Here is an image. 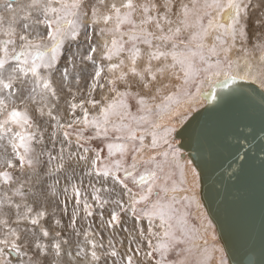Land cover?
Segmentation results:
<instances>
[{
    "label": "snow or ice",
    "instance_id": "1",
    "mask_svg": "<svg viewBox=\"0 0 264 264\" xmlns=\"http://www.w3.org/2000/svg\"><path fill=\"white\" fill-rule=\"evenodd\" d=\"M248 7L239 0H0V264H100L102 259L105 264H188L186 256L179 257L199 246L196 230L177 207L190 200L176 196L183 166L169 137L178 132L158 121L171 117L181 99L193 94L192 87L199 92L204 77L225 69V80L214 81L221 86L246 78L231 74L232 46H224L218 30L233 40L246 37L242 10ZM224 8L233 9L227 25L213 14ZM248 19L264 27L251 14ZM97 27L101 39L91 42L89 29ZM81 34L89 41L83 56L71 50ZM256 38L264 39V33ZM260 59L264 63V56ZM88 63L87 98L75 102L77 94L68 88L71 119L63 118L57 111L60 93L71 78L79 82L77 69L86 72ZM260 78L264 85V70ZM98 89L100 99H95ZM44 124L52 128L51 147ZM92 140L103 147L85 146ZM78 175L80 186L73 182ZM83 177L89 178L84 191ZM61 179L71 183L75 198L67 225L76 237L83 236L75 244L54 212L53 219H45ZM63 191L67 194V185ZM89 195L100 209L112 205L102 226L127 234L109 241L107 250L91 225L82 233L76 228L81 205L85 219L93 216ZM100 215L103 220V211ZM125 217L136 225L147 221V232L142 226L130 230ZM172 253L177 259L169 258ZM220 264H226L223 255Z\"/></svg>",
    "mask_w": 264,
    "mask_h": 264
},
{
    "label": "water",
    "instance_id": "2",
    "mask_svg": "<svg viewBox=\"0 0 264 264\" xmlns=\"http://www.w3.org/2000/svg\"><path fill=\"white\" fill-rule=\"evenodd\" d=\"M214 81L174 135L198 170L229 263L264 264V88L248 78Z\"/></svg>",
    "mask_w": 264,
    "mask_h": 264
},
{
    "label": "rangeland",
    "instance_id": "3",
    "mask_svg": "<svg viewBox=\"0 0 264 264\" xmlns=\"http://www.w3.org/2000/svg\"><path fill=\"white\" fill-rule=\"evenodd\" d=\"M110 2L111 0H103L104 4ZM117 2H119V0H117ZM182 2L189 3V0H182ZM249 5L250 6L248 7L249 10L248 13L251 14L252 18L264 21V4H262V0H250ZM101 10H103V8H101ZM245 17L246 18L244 20L247 21L248 35L246 36L247 38L242 37L240 35L237 37L240 43L239 50H241V52L245 51L244 53H247L246 54L247 56H251L253 54V51L256 53L257 56L259 55L261 56L264 53V48L261 47L262 45H264V39H257L256 37L264 33V27L253 25L252 21L248 19L249 15H245ZM96 31H98V27L95 31L91 28L89 29V34L93 38L91 42H95L98 38L100 39V37L96 35ZM224 40L228 43V40L226 38H224ZM88 43L89 41H86L85 35L81 34L78 40L71 45V50L73 52H77V54L81 56L87 55ZM227 43L224 45L225 47H227ZM220 56L221 58H223L224 53H220ZM213 59H215V57H213ZM228 59L230 60L229 55H228ZM60 67H63V62H61ZM222 70L224 71V69ZM91 71H92L91 63H88L86 72H79V69H77V73L80 75L79 82L77 83V81L73 77L70 79V82L64 86V91L60 93L61 98L58 102V109H57L58 113L63 118L71 119V116L69 115V105L67 102L72 101V96L68 94V88H71L72 93L77 94L75 102L78 103L81 97L87 98L88 85L90 83V76L88 75V72ZM53 79L57 85L61 83V77L59 73H56ZM203 81L204 82L201 85L200 89L207 88L211 84L209 77H204ZM190 91L193 94L191 96L183 97L180 101V104L188 101L191 102L188 104L186 108L179 109L180 104L177 107H175L173 110L174 114L169 118L165 117L166 121L167 119H170V121H168L169 123L167 122V125L174 126L177 129L182 124V122L191 114L192 111H194L197 107L205 103V98L200 97L201 96L199 93L200 91L197 92L195 87H192ZM100 95L101 92L99 89L97 90V92L93 93V97L95 99H100ZM194 99L195 101L192 102V100ZM132 103L134 104L135 102L133 101ZM176 109L178 110L175 111ZM76 114L77 115L80 114L79 109H77ZM165 119L163 118L161 121L163 120L165 121ZM44 120L47 121L48 118L44 117ZM43 127L47 128V131L45 132V143L48 144V135L52 131V128L49 124H44ZM169 138L170 139L174 138L173 142L177 145V147H179L178 163L183 166V183L177 186V192H176L177 199H180L185 195L190 197V200L182 201L181 204L177 205V207L180 209L181 212L185 214L186 219L188 221V227L190 229L196 230L192 234L196 237L194 242L199 246L192 253L190 254L185 253V255L180 256L179 259H184L186 256L188 264H196L197 261H201L202 264H220V258L221 255H223L224 261L226 262V264H229L226 256V252L223 248L222 243L219 240L216 226L213 223V221L210 219L209 215L207 214L203 206V203L200 199V195H199L200 182L198 177L199 176L198 171L196 167L193 165L189 155L188 154H185L184 156L182 155V151L184 150L177 144L179 138H177L174 135V133H172ZM73 140H75L74 136H73ZM149 141H150V137L148 138V140H146V143ZM48 146L51 147L50 144H48ZM85 146H91L93 148L103 147V142L99 140H92V141H88V143ZM59 147L60 145L59 143H57V148ZM72 150L75 151V144H73ZM102 155H107L106 149L102 153ZM169 159H171V157ZM77 172L80 173V169H77ZM180 175H181L180 169L179 168L175 169V176L177 179L180 178ZM79 179L80 176L78 175L77 179L73 181L74 183L77 184V186H80ZM88 181H89L88 177H83L82 191L87 190ZM66 185L68 186L67 194H65L63 191ZM97 186L99 187V185ZM57 191L59 194L51 198V202L47 207V211L49 212L50 215L46 217L47 219L46 218L45 219L48 221L53 219L52 214L54 212L55 214L54 218L61 220L62 225L64 226V228L68 233V237L66 238H70L73 244H75L77 240L82 241L83 236L81 235L80 237H76L72 229L67 228V225L71 221L72 212L75 208V198L73 196L71 183L61 179V183L57 186ZM88 200L89 203H93V208H94L93 216L85 219V213L83 212V206L81 205L80 214L77 217L76 228L82 233L83 231L88 230L89 226L91 225L92 229L95 232L99 233L98 239L102 238V242L105 245V250H107V245L109 241L119 242L123 240L127 234L118 230L114 232L112 229H108L102 226L104 221H106L110 217V211L112 210V205L110 204L105 205L103 209H100V207L94 204V202L91 200L90 195L88 197ZM65 203L67 204V213L63 211ZM101 211H103V220L101 219V215H100ZM124 219L127 221L126 226L130 230L133 227L142 226L145 232H147V221H142L140 225H136V222L131 218L125 217ZM57 230L60 229L57 227ZM62 235H64L63 232ZM43 243L47 244L49 243V240L45 238L43 240ZM117 247L118 249H120L121 253L123 254L124 249L119 245V243H117ZM181 247H185V246L181 245ZM169 258L177 259L176 253H172ZM100 264H105V261L102 259Z\"/></svg>",
    "mask_w": 264,
    "mask_h": 264
},
{
    "label": "bare ground",
    "instance_id": "4",
    "mask_svg": "<svg viewBox=\"0 0 264 264\" xmlns=\"http://www.w3.org/2000/svg\"><path fill=\"white\" fill-rule=\"evenodd\" d=\"M239 2L242 5H249L250 0H239ZM252 3V2H251ZM250 6V5H249ZM249 10L247 9V11H243L242 10V23L245 21L244 19L246 18L245 15H249L250 13H248ZM214 16L217 20H219L220 22L224 23V24H229L230 23V17L233 14V9L231 8H224L218 12L214 11ZM252 27V26H250ZM252 30V29H249ZM219 33L221 34L222 38H226L228 40L227 46H232L231 47V51L229 52V58L232 61V68H231V74L232 75H237V76H241V77H246L248 79H251L253 81H255L258 85H260L262 88H264L262 85V81L260 78V73L262 70H264V63H261V56H264V53L260 56H257L256 53L253 51V54L251 56H247V53L241 52V50H239L240 47V43L238 41V38H236L235 40H233L231 38L230 35H226L225 34V30L224 29H219L218 30ZM251 32V31H250ZM216 33L213 32L212 36H214ZM212 36L209 37L208 39V43H212ZM239 36V34L237 35V37ZM247 38V37H246ZM96 39V38H95ZM99 39V38H98ZM97 39V40H98ZM101 39V38H100ZM245 40V39H244ZM246 41V40H245ZM241 42V40H240ZM253 50V49H252ZM225 69L224 71L222 70V72H220L219 76H211L209 77L210 82L212 83L214 80L225 77L226 73H225ZM210 84V83H209ZM86 94V93H85ZM100 94V93H98ZM86 97V95H85ZM198 97V96H197ZM196 97V98H197ZM202 97V95L200 96ZM71 98V97H70ZM204 98V97H203ZM194 100H192V102H194ZM203 101V100H202ZM191 101L185 102V103H181L179 109L182 108H186L188 106V104ZM204 104V103H203ZM178 109H176L175 111H177ZM176 115V114H175ZM169 118V117H168ZM174 118V117H173ZM165 119V118H164ZM173 120V119H172ZM170 121V119H165V121H161L159 120V123L162 124H167V122ZM169 123V122H168ZM177 137V136H176ZM179 138V137H177ZM179 140V139H178ZM183 149V148H182ZM184 150V149H183ZM185 154H183L184 156ZM192 161V160H191ZM194 165V164H193ZM195 166V165H194ZM194 168V167H193ZM197 169V168H196ZM198 171V170H197ZM196 172V171H194ZM199 174V173H198ZM199 177V176H198ZM200 182V181H199ZM198 191V190H197ZM199 195H200V188H199ZM200 199L202 201L201 195H200ZM203 203V201H202ZM204 206V203H203ZM205 208V206H204ZM206 210V208H205ZM97 212V211H96ZM207 212V210H206ZM207 214L209 215V213L207 212ZM210 217V215H209ZM47 219V218H46ZM210 219L213 221V219L210 217ZM214 223V221H213ZM215 224V223H214ZM68 237V236H67ZM220 242L222 243L221 239L219 238ZM223 245V244H222ZM224 248V247H223ZM225 250V249H224ZM229 262V261H228ZM230 264V263H229Z\"/></svg>",
    "mask_w": 264,
    "mask_h": 264
}]
</instances>
